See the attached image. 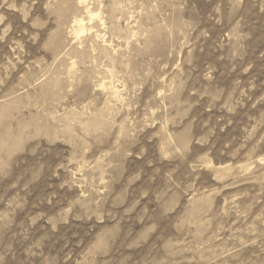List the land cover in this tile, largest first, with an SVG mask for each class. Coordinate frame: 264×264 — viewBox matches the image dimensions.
<instances>
[{"label":"rangeland","instance_id":"1","mask_svg":"<svg viewBox=\"0 0 264 264\" xmlns=\"http://www.w3.org/2000/svg\"><path fill=\"white\" fill-rule=\"evenodd\" d=\"M0 264H264V0H0Z\"/></svg>","mask_w":264,"mask_h":264},{"label":"bare ground","instance_id":"2","mask_svg":"<svg viewBox=\"0 0 264 264\" xmlns=\"http://www.w3.org/2000/svg\"><path fill=\"white\" fill-rule=\"evenodd\" d=\"M77 24H78V26H79L81 29H84V28H83V20H82V21H79V22H77Z\"/></svg>","mask_w":264,"mask_h":264}]
</instances>
